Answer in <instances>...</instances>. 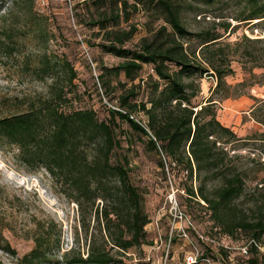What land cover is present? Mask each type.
<instances>
[{
	"label": "trees",
	"instance_id": "obj_1",
	"mask_svg": "<svg viewBox=\"0 0 264 264\" xmlns=\"http://www.w3.org/2000/svg\"><path fill=\"white\" fill-rule=\"evenodd\" d=\"M7 1L0 22L4 31L10 33L4 53L12 55L18 47V40L12 39L17 27L12 17L18 15L28 29H34L42 16L32 14L35 0H0V3ZM217 1L193 0L207 6ZM236 1L242 10L234 20L264 19V0ZM84 3L88 4L87 24L103 34L99 42L89 40L88 45L123 59L116 65L98 66L97 78L101 88L105 87L104 95H110L111 78H119L122 73L135 80L144 66L150 64L153 74L119 94L117 108L109 107V120L100 119L93 108L65 104L70 98L64 85L58 82L52 83L48 94L35 98L24 111L0 117V145L16 147L17 158L24 167L32 171L45 169L64 196L78 204L81 228L87 235L90 216L95 215L101 241L91 239L86 256L80 248L72 246L69 251L73 256L68 261L124 264L121 255L128 256L143 245H153L148 241L146 225L151 219L145 210L144 192L130 181L132 167L127 158L113 161L120 145L113 119L119 117L148 138L151 148L160 154L159 165L163 169L186 173L183 186L189 201L207 208L219 236L234 237L238 232L247 235L245 244H249L250 251L249 255L241 256L242 263L264 264V252L254 243L264 246V198L252 204L255 213L252 216L244 213L237 202L247 193L248 179H252L255 170L241 162L246 155L236 152L244 138L218 117V104L232 97L233 86L226 81L235 71L232 62L237 60L235 57L242 61V57L251 56L249 45L244 44L254 40L245 35L241 41H223L220 29L228 32L232 23L221 20H214L212 28L190 31L181 18L182 5L170 0H84ZM145 9L162 15L171 31L162 25L153 38L144 37L137 45L126 46L138 29L133 24L121 28V22ZM7 17L10 20H4ZM256 66L264 64L248 67L244 63L251 73ZM53 69L55 64L43 60L35 72L47 79ZM205 76L215 77L217 83L209 97L198 100L202 92L200 80ZM75 77L71 69L70 85ZM244 84L245 81L237 85ZM143 91L147 98L139 99ZM245 138L263 140L264 132ZM263 183L264 179L257 183L252 195L264 194ZM98 200L105 204L100 206ZM44 228L43 233L34 235L35 245L19 259L20 264L52 261L48 255L53 248L60 249L62 229L52 221ZM0 248L17 255L9 241ZM220 252L232 259L231 250L220 248Z\"/></svg>",
	"mask_w": 264,
	"mask_h": 264
},
{
	"label": "rangeland",
	"instance_id": "obj_2",
	"mask_svg": "<svg viewBox=\"0 0 264 264\" xmlns=\"http://www.w3.org/2000/svg\"><path fill=\"white\" fill-rule=\"evenodd\" d=\"M170 1L182 5L181 18L190 31L212 28L215 26L214 20H221L232 23L228 32L220 29L224 33L223 41H241L245 35L254 40L244 44L249 45L253 54L242 57V61L235 57L237 60L232 62L234 74L226 77L227 83L233 86L230 89L232 97L218 104L219 119L244 138L236 151L246 155L241 162L255 170L250 176L252 179H248L247 193L237 200L244 213L246 211L252 216L255 214L252 204L264 198V194L251 193L257 183L264 179V139L245 137L264 132V66L254 67L251 73L245 69L244 63L248 67L256 63L264 64V19L253 22L234 20V16L242 10L236 0H219L210 6L197 4L193 0ZM8 4V1L0 3V14L5 13ZM87 5L84 0H35L32 14L42 17L34 29H28L24 19L18 15L12 17L17 26L12 39L18 40V47L12 55L4 53L10 33L4 31V25L0 22V117L24 111L35 98L46 96L52 83L58 82L64 85L70 98L65 104L76 108H93L100 119L109 120V107L118 105L119 94L136 87L142 78L147 79L153 74L150 64L144 66L135 80L122 73L119 78H111L108 86L110 95H104L105 87L101 88L97 78L100 73L98 66L116 65L123 59L103 52L100 47L88 45L89 40L99 42L103 34L98 28L87 24ZM4 20H10V17ZM131 24L138 31L127 42L126 46L129 47L137 45L144 37L153 38L162 25L171 31L162 15L146 9L134 13L129 21L123 20L120 26L128 28ZM197 44L195 41L194 46L197 47ZM43 60L55 64L47 79H42L35 72ZM71 69L76 74L72 85L68 82ZM243 81L244 85H237ZM200 82L202 92L198 100L209 97L216 85L215 78L210 76H205ZM239 92L243 94L238 96ZM146 98L147 94L143 91L139 99ZM139 116L146 119L143 113H139ZM114 124L120 145L113 154V161L124 156L129 161L132 167L130 181L144 192L145 210L151 219L146 225L148 241L161 246L151 250L152 245H143L128 256L121 255L119 258L124 260V264H164L165 238L171 230L168 199L171 183L178 189V203L192 220L193 227L188 239L177 236L173 240L166 264H184L185 256L191 252H199L216 260L219 258L222 262L224 258L223 264H243L239 247L246 243L247 235L238 232L234 237L219 236L212 227L207 208L189 201L183 186L186 173L171 171L168 167L163 169L159 165L160 154L151 148L146 136L136 132L119 117L113 119ZM17 153L16 147L0 145V245L9 241L17 250V255H12L0 248V264H20L19 259L35 245L34 235L43 233L46 230L44 226L51 221L62 229L60 249L53 248L48 255L52 261L41 264H81L68 261L73 256L69 250L72 246L80 248L86 256L91 239L101 241L95 215L90 216L91 225L87 235L81 228L78 204L64 196L45 169L32 171L24 167ZM98 204L103 206L105 201L98 200ZM244 213L240 214L243 216ZM198 233L209 235L216 243L200 239ZM218 243L231 246L232 259L228 260L222 255ZM199 264L207 263L201 261Z\"/></svg>",
	"mask_w": 264,
	"mask_h": 264
},
{
	"label": "built area",
	"instance_id": "obj_3",
	"mask_svg": "<svg viewBox=\"0 0 264 264\" xmlns=\"http://www.w3.org/2000/svg\"><path fill=\"white\" fill-rule=\"evenodd\" d=\"M212 77V76H211ZM213 79L215 77H212ZM215 81L217 83V80L215 78ZM111 105V104H110ZM117 108V107H115ZM184 191V190H183ZM177 192L178 189L174 187V185L171 183V191L169 193L168 199L170 203V222H171V230L168 234V236L165 238L166 240V249L164 250V253L162 256V259L164 261V264H166L169 254H170V246L173 242V239L176 236H179L183 239H188L190 237V229L193 227V222L190 218H188L187 213L180 207L177 199ZM195 228V227H194ZM198 236L200 239L205 240L207 242H215L216 240L214 238H211L209 235H204L201 233H198ZM254 243L261 248L264 249L263 246H260L256 241ZM220 248L231 250V246L228 244H221L218 243ZM160 245H152L151 250L159 249ZM242 255H249L250 247L249 244H244L239 247ZM150 259V257H148ZM201 261H205L207 264H223L221 259H214L211 256H203V254H200L199 252H191L184 258V264H199Z\"/></svg>",
	"mask_w": 264,
	"mask_h": 264
}]
</instances>
